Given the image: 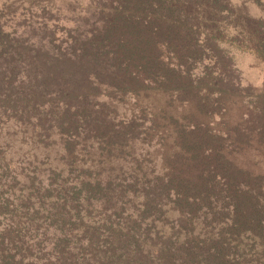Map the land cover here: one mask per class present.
<instances>
[{"label": "trees", "instance_id": "16d2710c", "mask_svg": "<svg viewBox=\"0 0 264 264\" xmlns=\"http://www.w3.org/2000/svg\"><path fill=\"white\" fill-rule=\"evenodd\" d=\"M94 10L88 28H63L58 38L45 15L13 30L0 17V264H264V87L245 94L223 32L207 18L230 5L99 0ZM256 22L250 51L264 65V15ZM165 85L185 95L188 116L160 134L173 129L175 153L165 158L174 160L153 177L137 158L76 181L53 166L25 169L5 126L32 125L38 141L55 137L69 166L83 135L103 162L116 163L142 124L133 114L107 126L93 115L94 90L125 93L143 109L142 97ZM151 116L155 130L160 115ZM90 121L103 125L96 136ZM127 196L140 200L132 212ZM170 209L171 227L153 230Z\"/></svg>", "mask_w": 264, "mask_h": 264}, {"label": "rangeland", "instance_id": "374dc122", "mask_svg": "<svg viewBox=\"0 0 264 264\" xmlns=\"http://www.w3.org/2000/svg\"><path fill=\"white\" fill-rule=\"evenodd\" d=\"M226 2L230 5L232 11L222 12L221 10L218 12L217 10H213L212 14L207 15L208 22L214 21L215 23L210 24L218 25L220 27L219 29L223 32L225 37L224 46L232 55L233 61L237 66L239 71V73L237 71V75L239 74L238 77L241 81V87L243 91H245V94L257 93L264 87V65L259 57L250 51L251 44L249 39L252 40V38H254L255 35L253 32L257 25L256 21L263 17L264 10L256 0H226ZM98 4L99 0H0V17L3 22L11 26L8 30H13L20 23H28L31 18H34V21H41L42 17L45 15L51 20L50 24H53L49 27V30L54 29V27L58 28V32H55L58 38L63 36L64 29L78 27L79 31H84V29L88 28L83 20L86 18H95L91 16V13L95 12L94 8ZM189 8L194 10L193 6ZM198 11L201 13L203 7ZM214 14L216 15L215 17H213ZM237 37L241 40V43L238 41L236 45L233 39ZM238 45H240L241 48H237ZM166 86L167 85L161 86L160 89L157 88V90L154 89L153 91H149L153 92L152 94L146 93L142 98L148 105L146 106V104H143V109H141V105H136L135 100L131 96L125 93L106 87H101L99 91L94 90V92L100 95L99 98L95 99V102L99 106H97V111L95 113L93 112V115L99 114V116H101L100 119H106L105 124L107 126L112 125V123L120 126V124L125 121L124 118L127 116L131 118L130 116H133V114H135L138 119L134 125L142 124L140 128L141 137H139L136 146L134 147L133 145L132 148L127 147V153L120 154L124 158H121L116 163L103 162L106 157L104 154L100 155L102 151H99L97 148L98 144H95L96 146L92 149L89 148L87 143L91 142L83 135L79 140L80 145L78 147V149H81V154L75 162H70L73 166H69V156L64 151L62 152L64 144L60 146L53 144L56 142L55 137L54 139H47L45 142L41 141V139L38 141V137H33L35 136V132L32 125L29 127L17 128L13 126L14 123L11 122V125L5 126H11L6 129H8V132L15 140H19L15 142L14 150L17 149L19 153L24 151L22 159L24 160L25 169L27 168L31 171L36 169V172L42 173L47 172L48 168L53 166L57 167V170H62L63 175L66 178H70V181H76L87 175H91L92 178L93 176L105 177L109 172H116L112 167H124L123 163L126 164L125 159L131 161L133 158H137L145 164L144 169L150 173L149 177H153L158 174V171L161 170L164 163L169 164L171 160H174V157L165 158V155L168 156V154L173 155V153H175L173 149L176 146V141L172 134L173 129L171 132L166 131L167 136L165 137H161L160 134L165 129L172 128L171 124H175L176 115L183 117L188 116L186 113L187 110L183 109L185 108L183 106L184 99H186L185 95L174 93L173 91H166L169 88V86ZM236 99L240 100L241 98ZM235 108L236 111L240 109V107L237 106ZM153 112L160 115L155 130L152 128L153 124L151 123V115ZM170 118H172V120ZM92 122H88L86 128L90 129L92 136H96L97 131H93V129H95L97 123ZM181 122L186 124L187 119ZM99 126L102 128L103 125ZM1 127L0 125V128ZM23 132H26V137H23ZM132 132L135 134V132H137L136 128L130 131L131 135ZM88 133L90 132L88 131ZM11 136L7 138L8 141L12 140ZM30 136H32V138ZM22 140L25 142L20 143ZM31 140L32 143H28ZM46 142H48V144L52 142L50 146H48V151L42 148V146H38V144L43 145L46 144ZM1 144L2 143H0V145ZM35 155H38V159L33 160ZM169 158L172 159L169 161ZM30 162L32 165H29ZM120 174L121 176L128 175H124L122 172H120ZM20 187H22V185L18 186V188ZM126 198L128 200L126 201L128 208H130V211L128 210L127 212L136 210V206L139 205L140 200L132 196H127ZM108 205L110 204L108 203ZM173 212L176 211L169 210L170 216L172 214L171 219L170 216L165 218L162 215L160 220L156 222L157 226L153 224V230H157L161 225L166 228L171 227L172 224L170 222L171 220L174 221Z\"/></svg>", "mask_w": 264, "mask_h": 264}]
</instances>
